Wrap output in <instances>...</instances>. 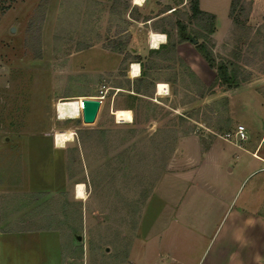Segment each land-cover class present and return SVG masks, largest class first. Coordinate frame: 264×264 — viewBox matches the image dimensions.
Returning <instances> with one entry per match:
<instances>
[{
    "label": "rangeland",
    "instance_id": "rangeland-1",
    "mask_svg": "<svg viewBox=\"0 0 264 264\" xmlns=\"http://www.w3.org/2000/svg\"><path fill=\"white\" fill-rule=\"evenodd\" d=\"M229 2L201 5L222 19ZM240 2L236 22L227 13L230 29L221 21L216 37L214 21L208 33L190 18L189 0H0V221L12 219L3 227L17 228L15 221L25 218V229L56 231L63 264H153L156 253L170 251L187 264H215L224 212L223 219L230 217L264 167L254 161L249 176L245 167L236 170L235 163L250 164L251 158L223 138L230 133L235 140L241 130L246 144L264 123L255 104H264V11L250 21L251 1ZM180 25L182 41L195 50L186 57L205 82L170 47L180 42ZM162 30L171 43L148 48L149 32ZM199 43L227 65L229 84L214 69L210 78L195 49ZM136 60L141 76L131 77ZM158 70L168 79L163 95L155 93ZM93 96L101 97L93 123L56 118L58 100L75 98L82 105ZM116 108L130 110L131 121L116 122ZM64 130L73 140L54 150V133ZM184 138L199 140L202 148L213 143L209 180L238 183L223 206L190 188L178 209L181 224L171 219L177 195L165 174L177 147L176 164H187L193 148ZM77 183L84 186L82 199L75 197ZM257 186V204L264 206V180Z\"/></svg>",
    "mask_w": 264,
    "mask_h": 264
},
{
    "label": "crops",
    "instance_id": "crops-1",
    "mask_svg": "<svg viewBox=\"0 0 264 264\" xmlns=\"http://www.w3.org/2000/svg\"><path fill=\"white\" fill-rule=\"evenodd\" d=\"M202 0H198V7L201 11L211 13L214 15V24H215V32L214 35L217 37L220 22H224L226 24V31L230 29L231 21L227 16L228 11L225 13L226 17L222 16V19L212 8H203L201 5ZM251 1V9L249 13V20L253 21L256 17H263L264 11V0H250ZM230 3V2H229ZM145 4V0L141 5ZM212 6V5H210ZM213 7V6H212ZM229 9V7H228ZM153 18L143 19L142 22L144 24L151 22ZM163 36L165 33L163 30L161 31ZM152 31L149 32V34ZM155 33V32H154ZM139 38L145 40L146 34L141 35L140 32L137 33ZM149 34L146 44L148 48L151 49H163L167 47L168 44L171 43L170 38H168L167 34L164 37L163 41H159L157 47H151L149 43ZM137 35L132 34V38L136 39ZM166 38V40H165ZM170 47L174 50V52L181 58L184 63L188 66V68L192 71V73L202 82L207 80H202L198 75L196 70L193 68V64L188 60L186 54L189 52H194V47L188 44L185 41L175 42L170 44ZM205 62V61H204ZM138 65H137V64ZM132 64L137 66L141 70V60H136V62H132ZM136 73L133 75L129 73L131 77L139 76ZM205 70L211 73V77H214V71L212 68L208 67L205 62ZM207 73V72H206ZM156 74V78H154V82L158 85L159 83L168 85V79H166L161 72L158 70ZM145 75V74H143ZM141 76V74H140ZM144 77V76H142ZM168 88V86L166 87ZM156 95L158 91L156 89ZM165 93V92H163ZM167 93V92H166ZM256 93V92H255ZM162 95V94H161ZM257 106L260 107V112L264 114V104L260 103L256 99ZM130 111V110H129ZM132 119V118H131ZM264 125V123H263ZM262 125V131L260 134H256L253 136L251 141L246 142V144H242V140H238L237 143L240 147L231 144L236 147L238 150L247 153L251 161L250 164H236V170L241 167H245L244 174L248 176L255 173L256 169L253 168L254 161H258L261 164H264V126ZM73 140V138H72ZM71 140V141H72ZM190 142L193 150H190L189 155L184 154L188 157L186 163H183L181 166H178L176 163L180 162V158L176 157L175 153L179 148H175L174 154L171 157L168 167L172 170L167 171L165 174V178L167 179V188L176 193L177 198L172 203V220L180 222L181 224H185V221L182 218H179L178 209H181L182 202H184V198L187 195L190 188H194L196 192H200L203 195H206L213 202H217L219 204L226 205L231 203L236 195L237 183L234 187H231L227 184L217 185L215 182L209 180L206 177V173L208 171V167H211V154L213 149V143L209 145L208 148H202L199 140H195L192 138H184V145L186 142ZM182 144V143H181ZM179 143V146L181 145ZM54 150H59L62 147H57L53 144ZM193 151V152H192ZM183 162V161H182ZM192 162V163H191ZM193 164V165H192ZM252 164V165H251ZM178 167H177V166ZM218 165V164H217ZM177 167V168H176ZM226 170V169H225ZM261 170L260 173L262 176L256 180L254 185L249 189L248 194L241 201L240 205L237 209L233 210L232 213L228 212V216L225 217L226 212L222 216L220 224H224L227 222V226L221 235V245L220 252L218 256H216L215 264H264V206L263 204L260 206L257 204V195H258V186L257 183L261 179L264 180V167L259 168ZM232 172V167L227 168L226 173ZM243 174V175H244ZM208 176V175H207ZM79 184V183H77ZM236 187V188H235ZM264 190V186H263ZM76 197V195H75ZM176 197V196H175ZM77 198V197H76ZM257 204V205H256ZM25 211V206L22 207V212ZM228 219V220H227ZM12 219H7L5 221H0V264H63L62 263V253H61V244L59 241V235L54 230L41 229V230H28L25 229V218L18 219L15 221L18 225L17 228L10 223V227L12 228L5 229L4 222H12ZM184 225H181L183 227ZM15 227V228H14ZM225 244H229L230 247L227 249ZM224 247V248H223ZM223 248V249H222ZM166 256H162L160 253H156L157 261L153 262V264H187L186 258L184 255H175L174 252H167ZM168 258V263L161 262L160 259Z\"/></svg>",
    "mask_w": 264,
    "mask_h": 264
},
{
    "label": "bare ground",
    "instance_id": "bare-ground-1",
    "mask_svg": "<svg viewBox=\"0 0 264 264\" xmlns=\"http://www.w3.org/2000/svg\"><path fill=\"white\" fill-rule=\"evenodd\" d=\"M144 0H132V3L135 5H141ZM164 36L160 33H150L149 34V43L151 47H157L159 41H163ZM137 66L131 64V69L129 73L133 75L136 73ZM139 68L137 70V73ZM139 74V73H138ZM167 85L159 83L157 85L158 94H166ZM165 92V93H163ZM81 107L79 101L75 98L70 99H60L54 104L56 118L58 120H69L80 118L81 116ZM112 115L115 118L116 122H130L131 121V112L128 109H112ZM54 143L57 147H62L66 141L72 140V132L70 130L56 131L53 137ZM75 195L78 199L84 198V186L82 183L76 184L75 186Z\"/></svg>",
    "mask_w": 264,
    "mask_h": 264
},
{
    "label": "trees",
    "instance_id": "trees-1",
    "mask_svg": "<svg viewBox=\"0 0 264 264\" xmlns=\"http://www.w3.org/2000/svg\"><path fill=\"white\" fill-rule=\"evenodd\" d=\"M189 2L190 18L196 20L197 22H202L204 24L202 28H205L208 33H211L213 30L214 15L201 11L198 7V0H189ZM240 6V0H230L228 13L229 17L232 18L234 23L236 22L234 18V12ZM178 33L180 41L186 40V36L184 35V27L182 25L179 26ZM195 49L204 59L208 67L215 70L218 80H220L223 84H229L231 82V78L227 71V65L220 61L217 62L205 44H196Z\"/></svg>",
    "mask_w": 264,
    "mask_h": 264
},
{
    "label": "water",
    "instance_id": "water-1",
    "mask_svg": "<svg viewBox=\"0 0 264 264\" xmlns=\"http://www.w3.org/2000/svg\"><path fill=\"white\" fill-rule=\"evenodd\" d=\"M13 29H11L12 31ZM194 42V39H192ZM81 121L85 124L93 123L99 110L101 100L98 96L84 97L81 101Z\"/></svg>",
    "mask_w": 264,
    "mask_h": 264
},
{
    "label": "built area",
    "instance_id": "built-area-1",
    "mask_svg": "<svg viewBox=\"0 0 264 264\" xmlns=\"http://www.w3.org/2000/svg\"><path fill=\"white\" fill-rule=\"evenodd\" d=\"M132 64V63H131ZM131 64L129 65V71H130V69H131ZM137 64V63H136ZM138 65V64H137ZM139 68V67H138ZM138 73H139V71H138ZM99 97V99L101 100V97L100 96H98ZM230 133H226L224 136H223V138H224V140L225 141H227V142H229V143H232V144H234V145H236L237 147H240L239 146V144L237 143V141L238 140H242V139H244L245 138V134H244V132H242L241 130H237L235 133H234V139L235 140H232V139H230Z\"/></svg>",
    "mask_w": 264,
    "mask_h": 264
}]
</instances>
